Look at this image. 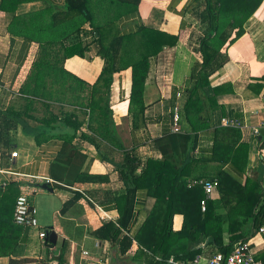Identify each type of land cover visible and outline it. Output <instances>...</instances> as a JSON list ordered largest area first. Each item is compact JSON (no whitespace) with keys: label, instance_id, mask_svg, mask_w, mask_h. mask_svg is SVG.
<instances>
[{"label":"trees","instance_id":"trees-1","mask_svg":"<svg viewBox=\"0 0 264 264\" xmlns=\"http://www.w3.org/2000/svg\"><path fill=\"white\" fill-rule=\"evenodd\" d=\"M8 1L4 0L2 10L13 12L20 4L15 2L13 7H8ZM143 1L100 0L108 15L98 21L92 12L91 0H66V10L53 17L52 34L35 38L39 52L30 75L34 87L33 91L27 90L29 84L24 88L35 99L25 100L24 111L0 109V152L4 158L9 157L13 151L11 134L18 126H22L24 135L32 136L39 146L50 138H61L63 146L51 164L50 173L57 188L71 190L77 184L108 180L89 174L86 169L89 157L75 141L79 139L92 144L105 161L109 159L103 158L101 144L107 143L124 154V161L116 168L125 192L116 198L120 210L118 221L104 223L94 232L96 237L119 246L121 255H126L136 242L139 250L132 260L137 263L144 259L148 264H169L167 261L171 259L189 262L197 256L207 254L211 258L219 252L228 256L234 245L249 241L264 227V159L254 169L256 177H248L244 185L224 170L226 165L232 164L246 172L250 147L237 146L235 142L219 138L224 130L230 137L239 132L215 127L214 114L223 108L217 98L232 90L230 85L213 87L211 78L228 63L229 47L246 34L247 24L264 0H195L194 12L201 29L197 38L201 62L193 67L179 100V131L170 130L156 138L154 144L162 159H148L145 163L135 148L125 146L114 121L111 96L115 75L131 71L128 115L133 128H138L146 109L144 94L151 61L166 49L176 47L181 35L144 24L130 34L114 31L124 15L140 11ZM59 17L63 25L67 23V28H59V20H56ZM93 46L103 66L98 81L88 85L66 71L64 62L75 56L85 58ZM48 78L52 79L50 84H47ZM261 80L264 81V76ZM257 88L259 94L264 86ZM46 94H52L53 98L54 94L66 95L65 100L59 101L79 111H63L61 119L52 112L50 117L38 120L29 116L28 110L37 101L50 111L48 102L53 98H46ZM174 96L173 105H176V94ZM29 118L39 123L33 131L26 120ZM57 128L61 130L54 132ZM211 129L215 131L211 155L198 159L196 151L201 135ZM259 149H264L263 141ZM210 163L216 165V172L207 171L206 166ZM192 180L197 181L190 186ZM200 180L219 182L205 212L201 202L206 194ZM140 191L147 193L151 206L139 230L130 237L124 232L131 234L129 224L135 219L136 198ZM177 216L183 221L179 231L174 229ZM46 232V246L51 248L53 245L48 239L51 229ZM67 246V243L63 244L56 264H65ZM155 257L162 261L157 262ZM49 264L55 262L49 260Z\"/></svg>","mask_w":264,"mask_h":264},{"label":"crops","instance_id":"crops-1","mask_svg":"<svg viewBox=\"0 0 264 264\" xmlns=\"http://www.w3.org/2000/svg\"><path fill=\"white\" fill-rule=\"evenodd\" d=\"M99 1L91 0V8L95 18L101 21L107 17L108 11ZM3 2L4 0H0V109L12 108L13 111L20 112L26 110V99H35L24 91L28 84V91H33L34 87L30 75L39 52V44L35 38L41 34H52L53 17L66 10V0H9L8 7L20 2L13 12L2 10ZM194 3L195 0H144L138 13L124 15L114 27V31L117 30L121 35L137 31L141 24L181 35L176 47L166 49L151 61L144 94L146 109L138 128H133L128 115L131 71L126 70L115 75L111 96L114 121L125 146L128 149L135 148L143 163L148 159H162L154 140L167 131L175 132L176 109L179 116L178 126L181 127L179 100L193 67L201 62L197 53V38L201 35L200 22L196 14L192 16L188 12V8ZM191 16L193 23H190ZM56 20H59L60 29L67 28V23L63 25L60 17ZM227 55L228 63L212 76L211 84L213 87L230 85L232 91L218 96V104L223 108L215 112L214 123L215 127L232 130L237 128L226 127L223 121L238 120L243 124L241 129H237L239 134L230 137L224 130L219 138L235 142L237 146L250 147L246 172L238 170L232 164L224 167L226 173L244 185L248 177H256L254 169L264 159V149H259L264 137L260 140V135H254L255 129H264V88L257 94V86H264V81L261 80L264 76V2L247 24L246 34L229 47ZM102 66L103 62L97 55L96 47H92L85 58L75 56L64 62L66 71L88 85H94L98 81ZM51 82L52 79L48 78L47 84ZM174 94L176 105H173ZM51 97L53 98L52 94H46V98ZM66 98L64 94H54V98L48 102L51 105L50 111L37 101L28 110L29 116L32 115L38 120L50 117L52 112L61 119L63 111H79L78 108L68 107L59 101ZM84 118L82 115L81 119ZM26 120L32 128L30 131L39 125L31 118ZM11 136L13 151H18L19 157L12 159L11 151L9 157L4 158L0 152V264H49V260L56 264L64 243L68 244L65 264H109L110 258L116 253L117 264H148L146 259L141 263L132 260L139 250L136 242L126 255H121L119 246L94 235L104 223H116L120 217L116 198L124 194L125 187L119 180L116 166L124 161L122 151L103 142V158L109 159L105 161L92 144L77 139L75 144L89 157L86 166L89 174L108 180L77 184L71 190L60 189L54 185L56 182L50 172L51 164L63 146V140L58 137L50 138L39 146L32 136L24 135L22 126H18ZM214 142V129L203 132L196 157H209ZM215 166L210 163L206 169L213 173L216 172ZM3 171H12L20 176L5 174ZM195 181L197 180H192L190 186ZM44 183H50L53 192L39 186ZM25 188L31 194L30 200L36 210L39 229H51L58 236L56 244L50 243L53 245L51 248L46 246V240L39 238V229L19 226L14 222L16 199ZM91 201L109 213L113 220L103 221ZM150 206L147 193L140 191L136 198L135 219L129 224L131 234L124 232L126 235L132 237L136 234L147 218ZM182 223V218L177 216L174 219V229L179 231ZM249 242L258 260L264 263V235L258 234L250 238ZM200 256L204 259L203 264H207L209 255ZM157 258L160 257H155V260L161 262Z\"/></svg>","mask_w":264,"mask_h":264},{"label":"built area","instance_id":"built-area-1","mask_svg":"<svg viewBox=\"0 0 264 264\" xmlns=\"http://www.w3.org/2000/svg\"><path fill=\"white\" fill-rule=\"evenodd\" d=\"M175 128L174 131H179V116L178 109H176V115L174 119ZM223 125L226 127H235L237 129H241L243 124L238 120L223 121ZM254 135L259 136L260 131L258 129L254 130ZM19 157L18 151H14L11 154V158L15 159ZM5 174H9L12 176H20L18 173H14L12 171H3ZM51 182V181H48ZM204 186V191L206 194V198L201 202L202 211L205 212L207 209V202L212 199L214 191L219 187V182L217 180H208L200 182ZM26 189V190H25ZM23 189V192L17 197L14 209V222L23 227L39 229L38 220L36 218V210L31 204L30 196L27 188ZM93 202V201H91ZM96 210L99 212V216L103 221H112V217L109 213L103 210L97 203H94ZM259 234L264 235V227H262L259 231ZM48 234L44 230L39 229V238L41 240H46ZM158 261H162V259L157 258ZM203 257L197 256L194 260L189 262L176 261V260H168L169 264H203ZM207 264H264L259 261L255 251L252 248V245L249 241L247 242H239L234 245L232 252L225 256L223 253H216L213 257L208 258L206 260Z\"/></svg>","mask_w":264,"mask_h":264},{"label":"water","instance_id":"water-1","mask_svg":"<svg viewBox=\"0 0 264 264\" xmlns=\"http://www.w3.org/2000/svg\"><path fill=\"white\" fill-rule=\"evenodd\" d=\"M264 137V129H262L260 131V137L259 139L262 140V138ZM42 189L46 190V191H50V192H53V189L51 187V184L50 183H44L42 185H39ZM57 235L56 233L53 231L49 234V242L52 243V244H56L57 243ZM117 261H118V255L117 253L113 255V257L110 258L109 260V264H117Z\"/></svg>","mask_w":264,"mask_h":264},{"label":"rangeland","instance_id":"rangeland-1","mask_svg":"<svg viewBox=\"0 0 264 264\" xmlns=\"http://www.w3.org/2000/svg\"><path fill=\"white\" fill-rule=\"evenodd\" d=\"M194 5L195 4H192L189 8H188V12L190 13L189 15H194L195 16V14H196V12H194ZM143 8H144V5H143ZM192 16L190 17V23L192 22V20H191V18H192ZM189 17V16H188ZM156 28V27H155ZM93 47H95V46H93ZM39 189V188H38ZM28 193H30L29 191H28ZM36 208H37V211H38V207L36 206ZM39 212V211H38ZM37 217L39 218L40 217V215H39V213L37 214Z\"/></svg>","mask_w":264,"mask_h":264}]
</instances>
